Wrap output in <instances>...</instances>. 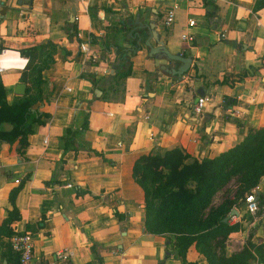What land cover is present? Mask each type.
I'll return each mask as SVG.
<instances>
[{
    "label": "crops",
    "instance_id": "1",
    "mask_svg": "<svg viewBox=\"0 0 264 264\" xmlns=\"http://www.w3.org/2000/svg\"><path fill=\"white\" fill-rule=\"evenodd\" d=\"M205 1L0 0V80L8 104L21 96L15 86L28 62L19 50L56 45L42 71L43 101L35 104L47 114L44 123L34 125L21 152L17 140L0 142V224L12 209L10 191L23 182L11 228L32 235L36 263L207 264L195 245L182 261L170 235L146 232L143 191L132 177L141 155L176 147L191 158H211L264 127V0ZM174 5L167 27L164 16ZM70 22L79 41L69 35ZM152 22L169 52L191 59L181 78L160 68L180 62L149 55L144 40ZM185 32L193 42L182 40ZM133 39L139 49L130 56V75L118 80L123 61L105 47L132 49ZM198 96L206 98L201 114L193 111ZM86 116L88 128L64 151L66 129L80 130ZM11 127L0 123L1 131ZM257 192L264 197V177ZM222 199L217 192L213 204ZM263 220L261 214L247 221L238 211L231 222L240 228L225 241L226 254L249 237L264 243ZM60 250L71 255L57 258ZM0 264H17L4 235Z\"/></svg>",
    "mask_w": 264,
    "mask_h": 264
},
{
    "label": "trees",
    "instance_id": "2",
    "mask_svg": "<svg viewBox=\"0 0 264 264\" xmlns=\"http://www.w3.org/2000/svg\"><path fill=\"white\" fill-rule=\"evenodd\" d=\"M205 4L213 5L214 2L208 0ZM206 15L209 16V12ZM68 28L69 35L77 38L74 23H68ZM131 45L132 49L105 47L108 53L115 52L123 61L118 80L130 75V56L139 49L135 39L131 40ZM19 51L28 59L20 76L26 90L8 104L0 80V123L12 125L9 131L0 130V142L17 140L21 152L28 144L27 137L33 132L34 125L43 124L42 117H47L35 104L43 101L42 71L53 62L56 45L48 42ZM87 118L80 130L66 129L62 137L64 151L73 148L74 137L88 128ZM132 177L143 191L146 232L170 235L174 243L173 254L182 261H186L188 248L195 245L207 264H264L262 240L254 243L249 237L238 252L226 254L225 241L231 233L239 230L240 223L231 222V219L222 221L232 208L244 204L245 195L256 189L264 177V127L249 129L237 144L211 158H191L176 147L141 155L133 164ZM230 182L235 183L234 193L225 195L219 204L214 205L215 194ZM22 183L10 191L12 209L0 224V235L9 237L14 232L11 223L20 217L15 198ZM76 191L78 194L83 192L77 187ZM263 205L264 197L260 196V211ZM114 213L122 218L121 214Z\"/></svg>",
    "mask_w": 264,
    "mask_h": 264
},
{
    "label": "built area",
    "instance_id": "3",
    "mask_svg": "<svg viewBox=\"0 0 264 264\" xmlns=\"http://www.w3.org/2000/svg\"><path fill=\"white\" fill-rule=\"evenodd\" d=\"M176 8L177 6L174 5L173 7L168 9L167 12L165 13L164 20H163L165 26L169 27L173 23ZM188 25L190 27L194 26L195 21L193 19H190L188 21ZM181 37H182V40L189 42V43L194 41L193 34H190L187 32L183 33ZM80 47L83 52L88 51V42L81 44ZM2 52H3V48L0 49V53ZM95 58H96L95 56H92V59H95ZM4 70L5 68L0 66V74H2ZM66 90L70 91L71 88L67 87ZM205 103H206V98L204 96H198L197 102L193 108L194 113L201 114ZM43 141L44 143H46L47 138H44ZM243 206H244L245 212H247L251 216L255 217V215H257V213L260 211V196L259 197L256 196V189L250 191L248 194L245 195ZM261 211H262V214L264 215V205ZM237 216H232L230 219L235 220L237 219ZM8 243H9L11 251L17 257V264H38L34 261V256H33L34 241L30 233H28L27 231L14 230L13 234L8 237ZM70 255H71V251L69 250L67 251L60 250L56 252L57 258L67 259L69 258ZM82 264H87V263L84 262Z\"/></svg>",
    "mask_w": 264,
    "mask_h": 264
},
{
    "label": "water",
    "instance_id": "4",
    "mask_svg": "<svg viewBox=\"0 0 264 264\" xmlns=\"http://www.w3.org/2000/svg\"><path fill=\"white\" fill-rule=\"evenodd\" d=\"M74 12V9L72 10ZM138 27L141 28L140 22L137 20ZM148 26L151 27L150 32L147 33V37L144 40V44L149 48V55L150 56H163L164 58H167L168 60L172 61H178L181 63L178 67H166V66H160L162 70H165L166 72H169L172 76H176L177 78H181L182 75H185L188 68L190 67L191 59L189 57H183L180 54H172L168 51V49L164 46V43L159 39V35L153 31L154 23L148 24ZM138 38L140 39L141 36L138 35ZM151 40H153L157 45L153 46L151 43ZM26 90V84L25 83H17L15 86V93L19 95H23ZM256 196L259 197V192L256 193ZM238 215V209L232 208L228 215H226L223 218V222H228L232 216Z\"/></svg>",
    "mask_w": 264,
    "mask_h": 264
},
{
    "label": "rangeland",
    "instance_id": "5",
    "mask_svg": "<svg viewBox=\"0 0 264 264\" xmlns=\"http://www.w3.org/2000/svg\"><path fill=\"white\" fill-rule=\"evenodd\" d=\"M235 188H236L235 187V183L234 182H230L226 187H224L223 189L219 190L218 192H220L221 198H223L227 194L232 195L234 193V191H235ZM238 211H240V213L242 215V218H245L247 221H252L255 217L260 216L262 214V211H259V213H257V215H255V217H253L250 214H248L247 212H245V209H244L243 205L238 208ZM259 227L262 228V232L264 234V220L262 222H260Z\"/></svg>",
    "mask_w": 264,
    "mask_h": 264
}]
</instances>
